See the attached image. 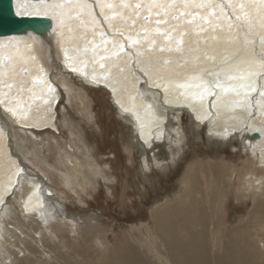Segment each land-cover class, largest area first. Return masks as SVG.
<instances>
[{"label": "bare ground", "instance_id": "6f19581e", "mask_svg": "<svg viewBox=\"0 0 264 264\" xmlns=\"http://www.w3.org/2000/svg\"><path fill=\"white\" fill-rule=\"evenodd\" d=\"M16 10L19 15L47 17L54 25L46 37H0V242H6L7 233L6 243L17 247L19 241L34 257L26 258L21 251L22 259L13 254L16 262L47 264L41 249L39 256L34 249L38 245L32 241H38L64 249L84 248V243L85 249L100 251L98 264H264V236L256 234L264 223L260 171H247L239 188L241 198L246 193L255 197L253 223L231 230L217 223L229 173L223 163L195 161L181 180L182 193L150 208L149 224L132 228L137 234H130L132 247L113 248L106 256L104 226L85 221L79 230L77 223L62 219L61 205L47 194L49 181L14 152L32 156L23 145L34 149L42 143L34 131L58 130V84L67 89L68 83L54 73V65L61 74L109 94L112 109L132 126L137 149L151 153L141 159L145 172L163 166L161 149L185 138L184 114L191 117V130L207 126L218 141L238 143L234 150L258 158L264 171V69L259 66L264 58V0H16ZM217 80L232 87L227 92L213 87ZM71 87L73 99L84 107L80 111L93 117L86 95ZM72 137L73 152L56 144L64 167L59 169L68 184L86 188L102 177L101 170L76 133ZM12 199L28 225L17 211L8 210ZM29 242L33 244L26 245ZM4 253L0 248V257Z\"/></svg>", "mask_w": 264, "mask_h": 264}, {"label": "rangeland", "instance_id": "374dc122", "mask_svg": "<svg viewBox=\"0 0 264 264\" xmlns=\"http://www.w3.org/2000/svg\"><path fill=\"white\" fill-rule=\"evenodd\" d=\"M53 68L54 73L64 76L65 81L68 83L67 89L64 85L58 84L62 94L61 102L58 104V130L50 128L44 131H34V133H38L36 135L40 136L38 141L44 143H39L40 145L35 146L34 149L30 144L28 146L27 144L23 145L32 153V156H27L23 150L14 149V152L36 175L39 174L44 182L48 185L50 183L51 193L48 192L47 194L64 209H61L60 213L62 219L68 218L67 220L77 223L81 226H78L77 229L79 230L86 227L87 221L91 224L104 226L106 237L104 245H107L108 251L103 250V254L110 255L113 248L124 251L128 247H132L130 234L137 235L132 228H142L143 225L149 224L150 208L162 203L165 198L174 197L176 193H182L181 180L188 165L195 161L202 160L203 164L223 163L225 173H229L226 176L227 179H225L228 188H226L219 201V220L217 223L223 229L231 230L234 227L245 226L254 222V211L257 209L255 197L246 193L241 198L239 188L241 179L249 171L255 174H258L259 171L264 173V171H261L262 169H259L261 166L258 158H254L245 150H234V148L239 147L238 143L232 146L227 142L222 143L211 137L207 126L191 130V117L189 118L187 114H184L182 124L186 129L185 138L182 139L180 144L172 145L170 143L161 149L163 152L160 151L158 159L161 160L163 166L145 172L141 168V159L145 154L151 157V153L143 149H137L132 135V126L126 120L120 118L117 110L112 109L109 94L100 89L89 88L88 85L81 82L79 77L73 76L71 78L61 74V70L57 66L53 65ZM71 86L74 90L81 91L82 94L86 95L90 102L88 108L91 106L90 110L93 117L87 116V118L85 113L81 112L84 107L73 99L75 92H71ZM72 87L71 89H73ZM69 123L71 126L73 125L72 129H70ZM16 131L18 130L15 128ZM72 132L76 133L80 141L89 149L94 162L101 170L100 175L102 177L97 176L96 182L86 188L77 183H74L75 186L71 183L68 184L67 177L59 169L62 166L59 164L60 153L56 144L73 152L75 149L70 147H75L76 143H74V139L72 140ZM53 139L54 141H52ZM47 140L52 144H49ZM180 147L182 148L180 149ZM155 152L157 154L158 149ZM71 164L65 163L69 168L73 167ZM12 205L8 210L10 212L17 211L15 214L21 216L18 218L25 225H28V222L24 220L19 204L12 199ZM252 214L253 216H251ZM217 223L215 222V224ZM257 228V231L255 230L257 236H264V223ZM9 237L5 233L6 242ZM248 240L249 237L247 236L245 242ZM6 242H0V248L5 251L0 257V263L18 264L13 254H17L22 259V252H24L26 258L34 259L31 253L30 256L28 255L24 246H19L21 242L16 241L17 247L14 242ZM32 242L36 246L38 245L37 248H34L36 253L41 249L39 252H42V257L48 261L47 264H74L75 261V264H98V261H101V259L96 258L98 255L101 256L100 251L98 249L94 250V248L87 250L84 243L80 244L84 248H77L73 244V248L76 249L73 250V248H61L55 242V245L54 243L50 245L51 247L44 245L43 242ZM32 242L26 245H32ZM43 246H46L45 249H43ZM52 246L53 249H51ZM72 251L80 252L81 255L77 253L75 255ZM85 251L86 253H84Z\"/></svg>", "mask_w": 264, "mask_h": 264}, {"label": "water", "instance_id": "95a60500", "mask_svg": "<svg viewBox=\"0 0 264 264\" xmlns=\"http://www.w3.org/2000/svg\"><path fill=\"white\" fill-rule=\"evenodd\" d=\"M26 1L37 2L43 0ZM53 27V21L47 17L19 15L16 10V0H0L1 38L29 34L46 37L49 32L53 31ZM253 137L255 138L256 135Z\"/></svg>", "mask_w": 264, "mask_h": 264}, {"label": "snow or ice", "instance_id": "6c2138e0", "mask_svg": "<svg viewBox=\"0 0 264 264\" xmlns=\"http://www.w3.org/2000/svg\"><path fill=\"white\" fill-rule=\"evenodd\" d=\"M18 14H19V13H18ZM157 23H160V21H158ZM168 38L171 39V37H168ZM137 42H138V41H133V43H137ZM163 50H164V49L162 48L161 51H163ZM120 51H123V46H122V45L120 46ZM117 54H118V53H117ZM101 59H104V57H101ZM250 63L255 64V61H252V62H250ZM259 66H260L261 69H264V58L261 59ZM101 67H104V65L101 64ZM70 70L73 71V72L76 71L75 68H72V69H70ZM252 74H253L252 72H249V75H252ZM262 74H264V73H262ZM236 78H237V77H235V76H227L225 79H226V80H231V79H236ZM93 82H95V81H93ZM157 87H159V85H157ZM213 87H220V88L223 89L224 92H227V91H229L230 87H232V86H230V85H226V84H221V83L219 82V80H217V81L215 82V84L213 85ZM247 87H248L251 91H255V86H254V85L249 84V85H247ZM232 90H235V89L233 88ZM49 91H51V86H49ZM210 94H211V93H210ZM261 95H264V93H261ZM13 115H15V113H13Z\"/></svg>", "mask_w": 264, "mask_h": 264}]
</instances>
